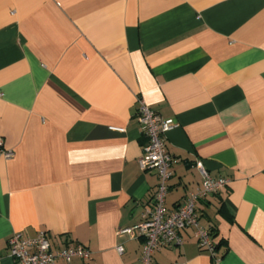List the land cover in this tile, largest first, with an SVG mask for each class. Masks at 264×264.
Returning <instances> with one entry per match:
<instances>
[{
    "label": "crops",
    "instance_id": "1",
    "mask_svg": "<svg viewBox=\"0 0 264 264\" xmlns=\"http://www.w3.org/2000/svg\"><path fill=\"white\" fill-rule=\"evenodd\" d=\"M139 98L175 122L167 209L198 161L229 179L195 205L215 255L186 228L153 264H264V0H0V264L39 230L90 250L72 264H139Z\"/></svg>",
    "mask_w": 264,
    "mask_h": 264
},
{
    "label": "built area",
    "instance_id": "2",
    "mask_svg": "<svg viewBox=\"0 0 264 264\" xmlns=\"http://www.w3.org/2000/svg\"><path fill=\"white\" fill-rule=\"evenodd\" d=\"M135 115L140 129L146 136L143 154L138 159L141 170L153 169L157 173L158 183L153 203L142 221L137 225L142 236V250L139 264H153L154 252L162 247L179 241L180 230L192 228L201 249L215 255V243L208 228L199 223L196 202L219 193L229 184L226 177H213L201 161L196 167L201 174L200 186L186 194L185 198L173 209L165 206L168 180L172 174L171 166L175 161L166 150L165 133L173 128L172 118L163 119L143 99L139 98L135 106ZM1 145V140H0ZM0 153H5L0 148ZM6 155V154H5ZM129 228L120 230L129 231ZM121 253V245L116 247ZM8 252L17 264H72L74 259L85 261L90 250L80 244H66L62 248L52 249L50 240L44 230L35 236L25 237L16 232L8 239Z\"/></svg>",
    "mask_w": 264,
    "mask_h": 264
}]
</instances>
